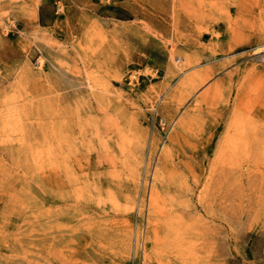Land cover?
Instances as JSON below:
<instances>
[{"label":"rangeland","instance_id":"374dc122","mask_svg":"<svg viewBox=\"0 0 264 264\" xmlns=\"http://www.w3.org/2000/svg\"><path fill=\"white\" fill-rule=\"evenodd\" d=\"M0 264H264V0H0Z\"/></svg>","mask_w":264,"mask_h":264},{"label":"bare ground","instance_id":"6f19581e","mask_svg":"<svg viewBox=\"0 0 264 264\" xmlns=\"http://www.w3.org/2000/svg\"><path fill=\"white\" fill-rule=\"evenodd\" d=\"M182 236V235H181ZM213 259V258H212Z\"/></svg>","mask_w":264,"mask_h":264}]
</instances>
